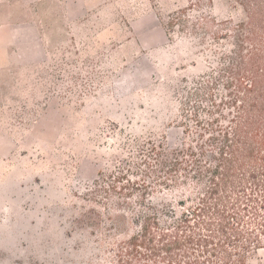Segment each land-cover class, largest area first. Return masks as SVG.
<instances>
[{"label": "rangeland", "instance_id": "obj_1", "mask_svg": "<svg viewBox=\"0 0 264 264\" xmlns=\"http://www.w3.org/2000/svg\"><path fill=\"white\" fill-rule=\"evenodd\" d=\"M246 18L238 0H0V264H122L140 212L173 228L193 197L170 190L182 169L154 177L152 146L185 144L175 106L205 103L187 91L236 42L213 20Z\"/></svg>", "mask_w": 264, "mask_h": 264}, {"label": "trees", "instance_id": "obj_2", "mask_svg": "<svg viewBox=\"0 0 264 264\" xmlns=\"http://www.w3.org/2000/svg\"><path fill=\"white\" fill-rule=\"evenodd\" d=\"M238 1L246 9V20H213L217 26L232 25L228 29L236 42L224 57L218 54L220 66L211 80L196 92L187 91L189 100L200 97L205 103L194 105L190 114L185 102L175 106L188 134L185 144L176 149L152 146L158 156L151 170L154 177L160 179L158 172L165 169H182L181 178H172L182 182L170 190L193 197L188 201L194 206L181 210L180 216L174 205L167 209L175 213L173 228L162 227L156 213L140 212L138 231L116 245L122 264H133L132 259L136 264H248L264 249V0ZM186 17L192 15L174 13L169 28ZM185 44L190 50L191 38ZM220 79L226 80L225 94L216 100L212 89ZM190 216H195L194 227ZM167 222L171 225L163 219Z\"/></svg>", "mask_w": 264, "mask_h": 264}]
</instances>
